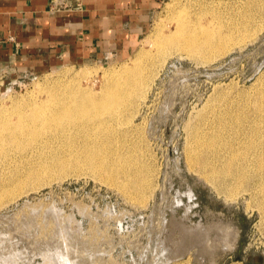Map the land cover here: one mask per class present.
I'll use <instances>...</instances> for the list:
<instances>
[{"label": "rangeland", "instance_id": "1", "mask_svg": "<svg viewBox=\"0 0 264 264\" xmlns=\"http://www.w3.org/2000/svg\"><path fill=\"white\" fill-rule=\"evenodd\" d=\"M80 1L49 4L69 9ZM118 1L123 15L116 19L132 17L137 26L131 45L40 72L21 66L0 69V113L48 105L63 87L69 92L62 101L88 92L102 97L115 86L104 72L123 68H131L125 72L131 78L116 86L121 101L126 110L138 103L123 121H106L112 123V150L102 149L105 115L74 123L72 128L85 120L80 136L51 131L0 150V264H158L159 252L181 240L177 224L190 229L213 223L228 224L236 235L229 248L218 251L215 263L204 258L197 263L195 244L176 261L264 264V228L250 185L230 181L219 192L189 158L201 125H210L218 113L227 119L234 103L264 86V0ZM245 13L249 18L242 42H233L240 36L235 35L230 49L209 59L170 41L159 45L179 23L198 32L203 27L224 31ZM154 74L145 97L138 96L134 87L139 79ZM126 131L128 138L122 136ZM134 144L137 151L130 152L124 169L135 168L139 154L146 166L144 198L135 197L139 187L126 183L121 167L113 166L116 154ZM101 162L102 168L97 166Z\"/></svg>", "mask_w": 264, "mask_h": 264}, {"label": "bare ground", "instance_id": "2", "mask_svg": "<svg viewBox=\"0 0 264 264\" xmlns=\"http://www.w3.org/2000/svg\"><path fill=\"white\" fill-rule=\"evenodd\" d=\"M248 18L249 14L245 13L240 21H231L224 31L217 32H212L213 30L207 31L208 29L206 30V28L208 27H203L200 32L197 29L188 30L179 23L174 30L170 31L164 42H159V45H164L166 41H170L187 53H199L202 57L209 59L213 55L226 52L229 48V43L235 40V35L240 34L233 42H242ZM138 55V57L143 56L142 52ZM130 69L123 68L104 72L103 76L106 81L115 82V86L108 87L102 97L94 98L88 96L92 94L87 91L88 93H84L79 97L74 96L62 101L63 95L69 92L65 91L63 87L59 89L63 90L59 96L51 95L49 97L48 105H35L34 103L29 104L22 112H1L0 150L8 143H24L51 131L54 133L53 135L69 134L72 137L80 136L78 129L83 133L85 120L79 126L72 128V125L85 117L92 118L95 115H105L101 125L104 138L102 149L110 150V142L114 134L111 131L112 123H106V121H123L122 119L125 117L122 116L125 112L127 111V118L135 112L138 105L136 103L132 107V104H129V108L132 110H126V105L121 101L120 92L116 87L124 85L123 82L130 80L131 75L127 74ZM122 75H125L123 80L119 78L117 81V78ZM154 76L155 74L151 77H146L142 81L141 78L139 79L138 84L134 87V90L139 94L138 96L145 97ZM226 113L229 114L227 119L224 120L223 115L218 113L210 125L209 123L207 127L201 125L200 129L195 132V146L192 149L193 153L189 151V158L194 159V162L196 160L200 165L199 168H202L205 177L215 184L219 192L226 186L225 183L230 181L243 182L250 185L252 189L250 192L254 197L253 200H255V205L260 214V221L264 228V86L251 98L234 103ZM93 126L91 133L95 132L94 130L96 129V124H93ZM122 136L128 138L129 132H123ZM103 138L99 139L98 145L101 144ZM133 146V148H123L120 153H117L113 166L121 167L122 171L120 174L123 175L126 183L139 187L138 194L135 197L144 198L143 194L146 184L144 182L146 179L142 177V171L146 166L139 161V154H136L135 168L124 169V165L127 164V157L131 155L130 152L133 150L134 152L137 151L135 144ZM133 157L135 158L134 154ZM102 165L101 162L97 166L102 168ZM109 176L112 179L114 173L112 172ZM217 177L220 178L219 183ZM226 195L228 197L235 196L232 193H226ZM172 222L174 223L175 221ZM181 225L177 224L181 233L179 244L175 248H162L163 251L159 252L161 260L158 264H168L178 260L190 244L196 245L197 254L200 255L199 258L196 256L197 263L203 258L215 263V256L218 251L226 247L229 248L233 238L236 236H234V232L228 224L213 223L207 227L198 225L196 228L190 229L185 228L184 225L181 227ZM166 237L169 236L166 235ZM172 264L189 263L185 260H179Z\"/></svg>", "mask_w": 264, "mask_h": 264}, {"label": "crops", "instance_id": "3", "mask_svg": "<svg viewBox=\"0 0 264 264\" xmlns=\"http://www.w3.org/2000/svg\"><path fill=\"white\" fill-rule=\"evenodd\" d=\"M118 2L81 0L78 7L56 10L50 0H0V69L40 72L131 45L137 26L132 17L116 19L123 15Z\"/></svg>", "mask_w": 264, "mask_h": 264}, {"label": "water", "instance_id": "4", "mask_svg": "<svg viewBox=\"0 0 264 264\" xmlns=\"http://www.w3.org/2000/svg\"><path fill=\"white\" fill-rule=\"evenodd\" d=\"M186 251H187V250L185 249L183 255L186 253ZM183 255H182V256H183Z\"/></svg>", "mask_w": 264, "mask_h": 264}]
</instances>
